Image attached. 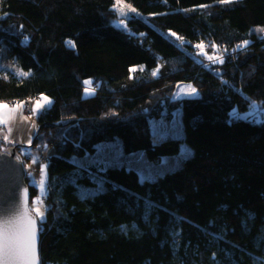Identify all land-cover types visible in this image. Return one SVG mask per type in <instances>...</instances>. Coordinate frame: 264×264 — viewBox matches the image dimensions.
<instances>
[{"label":"trees","instance_id":"trees-1","mask_svg":"<svg viewBox=\"0 0 264 264\" xmlns=\"http://www.w3.org/2000/svg\"><path fill=\"white\" fill-rule=\"evenodd\" d=\"M123 1L142 14L126 20L130 36L113 24L115 0H0V45L29 73L1 72L0 103L54 100L32 143L54 153L41 264H264V121L231 113L264 106V0ZM201 43L223 62L200 54ZM162 63L166 75L154 76ZM87 79L95 92L84 97ZM184 84L199 95L171 99ZM177 109L194 149L177 171L142 181L125 165L71 160L113 140L152 161L176 155L182 139L157 142L150 123ZM4 143L3 152L26 148ZM94 176L108 189L81 197ZM27 184L31 203L38 189Z\"/></svg>","mask_w":264,"mask_h":264},{"label":"rangeland","instance_id":"rangeland-1","mask_svg":"<svg viewBox=\"0 0 264 264\" xmlns=\"http://www.w3.org/2000/svg\"><path fill=\"white\" fill-rule=\"evenodd\" d=\"M116 4H117V0ZM123 4L129 5L128 3H125L123 0H121ZM131 6V5H130ZM131 8H134L131 6ZM135 9V8H134ZM136 10V9H135ZM114 14L116 16L115 21L113 24L121 29L122 32L126 36L133 35L131 29L127 26L126 20L130 18L131 16L138 17L142 16L141 12L139 10H136L135 12H132L130 10H125L126 15L121 16L114 8ZM123 20L124 24H121L120 21ZM101 24L103 22H96L91 23L90 21L85 23H80V25H96ZM131 30V31H130ZM200 50V49H199ZM216 51H218L214 47H208L205 46L204 52L206 54H209L213 57H220L223 58V54H218ZM218 62V61H216ZM132 69H135V71H141L143 70V66L140 67H134ZM18 70H22L25 72L24 69H21L19 67L18 61L14 59L9 54V49L7 48L6 44L0 45V74L1 72L6 75V73L9 71L10 73L14 72L17 73ZM158 70V71H157ZM166 67L163 65V63L154 71L157 72L155 76H163L165 73ZM134 72V71H133ZM17 75V74H16ZM19 77H23L20 75H17ZM90 80V79H87ZM91 81V80H90ZM132 77H130L128 80L113 85L115 89H120L123 87H130L132 84ZM191 86L192 88L196 89L195 95H186L185 92H182L181 89H185L187 91V86ZM92 86V84H91ZM87 87V86H86ZM199 90L196 86L192 84H184V85H177L173 92H171L169 95L171 99L177 100V99H184L186 98H195L199 95ZM93 95V94H91ZM89 94H86L84 91V97L91 96ZM47 97L51 103L46 104L44 108L39 109L38 112L33 113L32 109L35 107V104L37 101H42V97ZM31 112L27 113L25 112L24 106L22 108H17V111L15 114L11 115L8 119L7 123H0V126H3L2 130L0 131L1 137L0 141H2L4 144V147H9L10 145H22L26 148L21 149V155H23L24 159V165L26 169V176L28 179V182L36 186L38 189V195L43 196L47 194L48 189V174L46 175L45 180V191L43 194H41L38 181L40 179V167L41 165H46V173L48 172V166L49 162L47 164V161H49L50 157L54 154L53 149L50 146H40V145H33V141L36 137V132L38 128V122L37 119L43 113L47 108L51 107L54 103V100L49 97L48 95H41L40 97H36L35 99L31 100ZM5 103V102H3ZM6 104V103H5ZM23 105V104H22ZM10 107H12L10 105ZM15 107V106H13ZM233 115H238L241 118L244 119H252L257 122L264 121V106L253 104L248 108L245 112L239 111L238 109H233L231 111ZM174 117L171 119H165V118H153V120L150 123L151 132L157 139V142H161L165 139V137H171V138H179L182 139V142L180 144L181 150L173 156H166L162 157L158 160L152 161L149 160L143 153L141 152H134V153H126L122 149V142L120 140H113L112 142H106L101 143L99 146V149L96 151L95 154L86 155L83 157H72V162L76 163L78 166H89L93 163H97L99 165H103L104 167L110 166H123L125 165L128 168L135 169L139 173V178L142 181L150 180L154 181L157 178L164 176L167 174V172H174L177 171L178 168L183 166V164L190 159L194 155V149L190 147V145L186 142L185 139V131L183 126V120L181 116V110L177 109L173 115ZM11 128V132L8 131V129ZM8 136V140H4V136ZM30 141V142H29ZM37 158V162L33 163V158ZM47 160V161H46ZM96 185L92 187H86L82 188L79 192V195L81 197L85 196H93L94 194L103 193V191H106L108 189L107 184L105 183L104 177L101 176H94ZM35 196L33 200L37 197ZM32 200V201H33ZM32 203V202H31ZM30 203V207H31ZM44 203V202H43ZM48 207L44 203V218L41 221L39 218V222H43L46 220V214H47ZM256 259V258H255ZM260 262L262 261L259 259ZM262 263V262H261Z\"/></svg>","mask_w":264,"mask_h":264},{"label":"snow or ice","instance_id":"snow-or-ice-1","mask_svg":"<svg viewBox=\"0 0 264 264\" xmlns=\"http://www.w3.org/2000/svg\"><path fill=\"white\" fill-rule=\"evenodd\" d=\"M222 3H229L231 0H221ZM115 10L121 15H126V9L132 12L136 10L131 8L130 5L123 4L121 0H117V4L114 5ZM124 24V21H120ZM259 31L264 32V28L259 29ZM171 35L176 36L175 33ZM177 39L182 40V37H177ZM72 47H75L74 42L68 41ZM248 41H244L239 48H244L248 45ZM200 49V54L206 55L204 52L205 45L203 43L196 45ZM210 61L223 62L220 57H207ZM130 71H135L131 69ZM158 71V70H157ZM17 75L27 77L28 72L18 70ZM154 76L157 74L156 71L152 73ZM84 91L86 94H94L95 89L91 87L92 81L85 80ZM186 95H195L196 89L192 88L190 85L187 86V91L181 89ZM42 101H37L35 107L32 109L33 113L38 112L39 109L45 107L46 104L51 103V101L45 96L42 97ZM23 105H17L15 107H10L8 104L0 103V123H7L11 115L15 114L17 108H22ZM11 132V128L8 129ZM4 140H8V136H4ZM30 142V141H29ZM19 159V157H17ZM37 162V158H33V163ZM46 165H41L40 167V179L37 182L41 191V194L45 191V180H46ZM44 203L42 196H37L29 206L27 189L24 190L22 203L17 207L13 213L4 212L0 209V264H37V253H36V233H37V218L41 221L44 218L45 212L43 210ZM259 264V262H258Z\"/></svg>","mask_w":264,"mask_h":264},{"label":"water","instance_id":"water-1","mask_svg":"<svg viewBox=\"0 0 264 264\" xmlns=\"http://www.w3.org/2000/svg\"><path fill=\"white\" fill-rule=\"evenodd\" d=\"M25 189H27L30 206V187L27 184L23 156L14 148L8 149L5 152L0 151V209L10 214L13 213L22 203ZM40 241L39 221L37 219V264H41L39 251Z\"/></svg>","mask_w":264,"mask_h":264},{"label":"built area","instance_id":"built-area-1","mask_svg":"<svg viewBox=\"0 0 264 264\" xmlns=\"http://www.w3.org/2000/svg\"><path fill=\"white\" fill-rule=\"evenodd\" d=\"M24 110H25V112L30 113V103H29L28 101H26V105H25V107H24ZM46 161H47V160H46ZM47 163H48V161H47ZM43 202H44L45 205L47 206V201L45 200V198H43Z\"/></svg>","mask_w":264,"mask_h":264},{"label":"crops","instance_id":"crops-1","mask_svg":"<svg viewBox=\"0 0 264 264\" xmlns=\"http://www.w3.org/2000/svg\"><path fill=\"white\" fill-rule=\"evenodd\" d=\"M6 104H8V103H6ZM9 105V104H8ZM10 106V105H9ZM13 106H15V105H13ZM12 106V107H13ZM2 128H3V126H0V131L2 130ZM0 137H1V134H0Z\"/></svg>","mask_w":264,"mask_h":264},{"label":"bare ground","instance_id":"bare-ground-1","mask_svg":"<svg viewBox=\"0 0 264 264\" xmlns=\"http://www.w3.org/2000/svg\"><path fill=\"white\" fill-rule=\"evenodd\" d=\"M31 109H32V107H31V104H30V113H32V112H31Z\"/></svg>","mask_w":264,"mask_h":264}]
</instances>
